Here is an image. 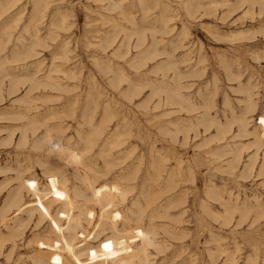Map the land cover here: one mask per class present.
<instances>
[{
    "label": "rangeland",
    "instance_id": "obj_1",
    "mask_svg": "<svg viewBox=\"0 0 264 264\" xmlns=\"http://www.w3.org/2000/svg\"><path fill=\"white\" fill-rule=\"evenodd\" d=\"M45 1L34 37V0H0V264H264V0ZM46 129L106 212L40 164Z\"/></svg>",
    "mask_w": 264,
    "mask_h": 264
},
{
    "label": "bare ground",
    "instance_id": "obj_2",
    "mask_svg": "<svg viewBox=\"0 0 264 264\" xmlns=\"http://www.w3.org/2000/svg\"><path fill=\"white\" fill-rule=\"evenodd\" d=\"M110 7L111 6H114L115 5V2H113V0H110ZM42 6H45V8L47 9V7H48V5H47V2L45 1V0H34V2H33V11H32V18H31V22L33 23V25L31 26V32L33 31V32H35L33 35H34V37H37V32H38V28H39V21L44 17V11H45V8H43ZM113 9V8H112ZM111 9V10H112ZM108 11H110L109 9H108ZM130 15V14H129ZM201 15V14H200ZM199 16V15H198ZM146 18V17H145ZM168 22V21H167ZM155 24V23H154ZM64 27V26H63ZM118 28H120V27H118ZM64 29V28H63ZM171 30V29H170ZM31 34V35H32ZM112 36V35H111ZM118 36H119V34H118ZM113 37H115V36H113ZM117 38V37H116ZM109 39H110V37H109ZM37 41V40H36ZM39 41V40H38ZM34 42V41H33ZM32 42V43H33ZM104 42V41H103ZM110 42H112V41H110ZM109 42V43H110ZM21 43H23L22 41H21ZM34 43H37V42H34ZM34 43H33V45H34ZM40 43V41L38 42V44ZM106 43V42H105ZM128 43H129V38H127V35H126V41H125V46H126V44L128 45ZM25 44V43H24ZM104 44V43H103ZM29 45V44H28ZM107 45H110V44H107ZM106 44H105V47H108ZM114 45V44H113ZM113 45H111V46H113ZM185 45V44H184ZM21 47V46H20ZM29 47V46H28ZM31 47H33V46H31ZM110 47V46H109ZM34 48V47H33ZM103 48V47H102ZM19 48H17L16 49V51L18 50ZM117 49V48H116ZM115 49V50H116ZM30 48L29 49H26V50H23L24 52H25V54L26 55H29L28 53H30ZM103 50H104V48H103ZM34 51V50H33ZM123 51V50H122ZM20 52H21V50H20ZM19 51L16 53L17 55H15V57L16 56H18L19 57V55H18V53H20ZM127 52V51H126ZM114 53V52H113ZM120 53V52H119ZM154 54L155 53V50L153 51V52H151V51H149V50H147V54ZM32 54H33V52H32ZM35 54V53H34ZM122 54V53H121ZM20 55H21V53H20ZM37 55V54H36ZM21 56H23V55H21ZM30 56V55H29ZM28 56V57H29ZM122 57V56H121ZM22 58V57H21ZM24 58V57H23ZM27 58V57H26ZM25 58V59H26ZM64 58V57H63ZM17 59V58H16ZM66 59H67V57H66ZM145 59V58H144ZM4 60V59H3ZM15 60V59H14ZM20 60V59H19ZM21 60H23V59H21ZM8 61V60H7ZM7 61H4V63H6ZM16 61V60H15ZM14 61V62H15ZM134 61H135V59H134ZM140 61H142V58L140 59ZM9 62V61H8ZM137 62H139V60L137 61ZM144 62V61H143ZM141 63V62H140ZM4 68H6V67H4ZM166 68H169V66H167L166 65ZM3 69V68H2ZM57 73V72H56ZM71 73V72H70ZM232 73V72H231ZM20 74V73H19ZM4 76H6V77H8V76H10V85H11V89H14V90H16L17 91V89H18V84L23 80V78H22V76H19V75H16V76H14V75H10L9 73H6L5 72V74H4ZM34 76V75H33ZM24 78H26V77H24ZM29 78V81H30V83H31V88L35 85V83H36V78L35 77H32V75H31V77H28ZM28 80V79H27ZM46 82H48L52 87H54V88H56L58 85H57V83L56 82H53V81H50V80H45ZM37 83H39V82H37ZM241 86V85H240ZM242 87V86H241ZM9 88V87H8ZM30 88V89H31ZM165 89H168V88H166V87H160V88H155V90L154 91H158L159 93L161 92V91H164ZM170 89V88H169ZM32 90H33V88H32ZM171 90H175V89H171ZM170 90V91H171ZM167 92H170V91H168V90H166ZM176 92V91H175ZM13 93H15V91L13 92ZM248 93V92H247ZM250 93V92H249ZM255 93V92H254ZM253 93V94H254ZM124 94L127 96V91L126 92H124ZM179 94V93H178ZM169 95V94H168ZM174 95V94H173ZM180 96V95H179ZM181 97V96H180ZM183 98V97H182ZM186 98V97H185ZM92 101H94V100H92ZM96 102V101H95ZM188 102V101H187ZM193 102V101H192ZM191 103V102H190ZM204 103H206V102H204ZM158 104V103H157ZM95 105V104H94ZM196 105V104H195ZM256 105V104H255ZM86 107V106H85ZM95 107V106H94ZM211 107V106H210ZM33 108H35L33 105H32V103H31V100L30 101H27V104L24 106V108H23V110L22 111H19L17 114H19V115H21L22 116V118H26V119H28V125L27 126H30L32 129H33V132L35 133L36 132V130H37V125H38V123H37V121L33 118V117H31V115H30V111L33 109ZM96 108V107H95ZM107 108V107H106ZM208 108V107H207ZM93 109V108H92ZM90 110L89 112H86V114H85V119H86V123L87 124H89V125H91V123H92V121H93V119L95 118L94 117V112H93V110ZM34 110V109H33ZM95 110V109H94ZM108 111H109V108H108ZM85 112V111H84ZM212 114V113H211ZM110 116V115H109ZM111 117V116H110ZM249 117V116H248ZM232 118V117H231ZM246 119V118H245ZM248 119V118H247ZM202 120H204V119H202ZM213 120V119H212ZM208 121V120H207ZM243 122V121H242ZM209 124V123H208ZM57 125V124H56ZM221 125V124H220ZM211 126V125H210ZM119 128H120V126H118ZM212 127V126H211ZM118 128V129H119ZM127 128V127H126ZM125 128V129H126ZM183 129V128H182ZM248 129V128H247ZM120 130V129H119ZM119 130H118V132H119ZM241 130H242V128H241ZM220 131V130H219ZM256 131V130H255ZM219 133V132H218ZM235 133V132H234ZM61 134H63V133H61ZM118 134V133H117ZM243 134V133H242ZM249 135V134H248ZM247 135V136H248ZM111 137V136H110ZM260 138V137H259ZM27 139H28V136H27V129L24 127L23 129H22V131H21V136H20V143L21 144H23V143H25V142H27ZM111 139V138H110ZM72 143V142H71ZM71 143L69 144V143H67V142H64V139L63 138H61V137H59V136H54V135H52V133H51V129H46V131H45V133H44V135H42L41 137H39V138H37L36 139V142H35V144H34V147H36V148H43L44 149V151H45V154H44V158L42 159V160H40V164L42 165V166H45L46 168H47V173L48 172H50V173H62L61 172V167L64 165V163L65 162H71L73 165H74V168L75 169H77V171H75V174L77 175V178H79L81 181H82V183L85 185V186H87L86 188L88 189V191L89 192H83V191H80V190H78L77 189V192H76V194L77 195H81V196H83L86 200H93L96 204H98L100 207H101V210L102 211H104V212H106V205L109 203V199L106 197V196H104L103 194L102 195H100V194H98L96 191H95V189H94V186H93V183H94V180H91L90 179V177H89V175L86 173V172H81L76 166L77 165H83L84 167H86V168H88V169H90V170H92V172H96V170L92 167V166H89L88 164H86L84 161H83V159H82V156L80 155V153H78L77 151H76V149L73 147V146H71ZM112 147V143H111V141L110 142H108V144H107V146L105 147V149H104V151H103V154L104 153H106V156H105V158L107 159V161H108V163H110V160H108L109 159V157H108V155H107V153L109 152L108 150L110 149ZM110 155V154H109ZM256 158V157H255ZM238 159H239V155H236V157L234 158V160L236 161V162H238ZM255 160V159H254ZM76 165V166H75ZM110 165V164H109ZM233 165V164H232ZM253 165H254V162L253 163H249L248 165H247V169H250V171H251V168L253 167ZM80 168V167H79ZM87 170V169H86ZM249 171V172H250ZM97 173V172H96ZM65 180H66V178L64 177V175H63V179L61 180L62 181V183L65 185ZM49 190V189H48ZM62 190V189H61ZM52 193H54V192H52ZM55 195V194H54ZM54 197V196H53ZM16 198V197H15ZM55 198H58V195H55V197L54 198H52V199H55ZM230 204V203H229ZM9 206V205H8ZM113 226V225H112ZM113 228H114V226H113ZM112 228V229H113ZM116 230V229H115ZM146 231V230H145ZM144 231V232H145ZM147 234H148V232H147ZM145 246V245H144ZM143 261H144V263L145 264H148V262H149V260H148V257H147V255H145V251H144V253H143ZM232 260L234 261V259L232 258Z\"/></svg>",
    "mask_w": 264,
    "mask_h": 264
}]
</instances>
